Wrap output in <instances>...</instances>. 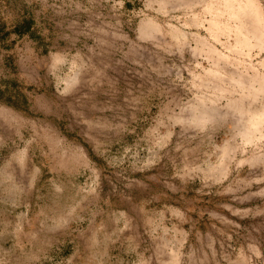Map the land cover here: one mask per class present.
Instances as JSON below:
<instances>
[{
    "label": "rangeland",
    "instance_id": "obj_1",
    "mask_svg": "<svg viewBox=\"0 0 264 264\" xmlns=\"http://www.w3.org/2000/svg\"><path fill=\"white\" fill-rule=\"evenodd\" d=\"M24 18L0 264H264V0H0Z\"/></svg>",
    "mask_w": 264,
    "mask_h": 264
},
{
    "label": "trees",
    "instance_id": "obj_2",
    "mask_svg": "<svg viewBox=\"0 0 264 264\" xmlns=\"http://www.w3.org/2000/svg\"><path fill=\"white\" fill-rule=\"evenodd\" d=\"M0 31H2V38L6 37L8 34H14L18 37L24 36V35H29L33 36L34 33L31 29V20L30 18L22 19L21 21H18L16 23L11 24L9 27L0 24Z\"/></svg>",
    "mask_w": 264,
    "mask_h": 264
},
{
    "label": "bare ground",
    "instance_id": "obj_3",
    "mask_svg": "<svg viewBox=\"0 0 264 264\" xmlns=\"http://www.w3.org/2000/svg\"><path fill=\"white\" fill-rule=\"evenodd\" d=\"M240 33V32H239ZM264 123V104L261 106L260 110L249 115L245 125V132L247 135L252 136L258 130V127Z\"/></svg>",
    "mask_w": 264,
    "mask_h": 264
}]
</instances>
